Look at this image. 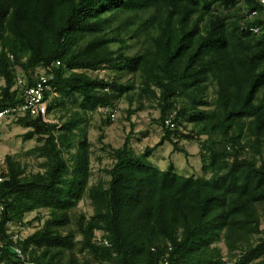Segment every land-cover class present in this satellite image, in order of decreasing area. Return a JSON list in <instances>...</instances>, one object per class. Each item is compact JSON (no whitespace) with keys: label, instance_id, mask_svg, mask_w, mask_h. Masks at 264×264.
Returning <instances> with one entry per match:
<instances>
[{"label":"trees","instance_id":"16d2710c","mask_svg":"<svg viewBox=\"0 0 264 264\" xmlns=\"http://www.w3.org/2000/svg\"><path fill=\"white\" fill-rule=\"evenodd\" d=\"M127 40L138 51L126 54ZM102 68L113 77L88 74ZM41 69L53 74L47 116L65 115L12 120L24 141L36 136L29 154L42 170L28 173L10 155L0 165V264H20L15 249L34 264H226L208 249L220 239L239 250L231 264H264V4L0 0V111L23 103L19 72L28 87ZM122 101L128 121L158 111L159 139L137 153L127 136L108 181L89 183L83 115L99 110L109 123ZM184 141L199 146L200 177L143 162L165 142L188 158ZM84 197L89 218L74 214ZM40 210L42 225L14 241L8 225Z\"/></svg>","mask_w":264,"mask_h":264},{"label":"rangeland","instance_id":"374dc122","mask_svg":"<svg viewBox=\"0 0 264 264\" xmlns=\"http://www.w3.org/2000/svg\"><path fill=\"white\" fill-rule=\"evenodd\" d=\"M126 42L128 45H130V47L124 50L126 54H131L135 51H138L140 47L138 43H135L132 40H127ZM117 47H119L117 44L112 45L113 49H117ZM88 74L99 79H111L114 75V73L108 68H102L95 72H88ZM128 79H131V77L124 76L121 79V82H126ZM132 80H134V78H132ZM1 85H3V82L0 79V86ZM208 97L209 99H212L213 97L211 87L208 89ZM74 107L73 109L76 110ZM134 107L135 104L131 106V109ZM127 109L128 104L125 101L119 102L116 106V116L114 119H111L112 121L109 123L106 122L107 120L99 110L83 115L86 121L82 125L85 127L86 137L88 143L90 144L89 183L108 181L109 178L105 170L109 169L113 163L111 152L114 149L120 148L125 142L127 136H129L130 146L137 153L141 152L146 146H152L158 141L160 128L152 123V120L158 117V111L155 108H146L145 110L132 115L130 121H128L126 120ZM60 115H65V112L55 110L53 113L48 115L47 121H59L58 117ZM14 119L15 117H13L12 120ZM12 120H1L0 160H3L6 155H10L19 161V163L25 167L28 173L36 172L39 169L41 171L42 169L39 167V164L42 159L36 158L31 153L29 154V151H31L35 146L39 145L36 141V136L31 140L24 141L23 134L27 131V129L21 127ZM130 123H134V127L131 131ZM186 127L188 130L189 125L186 124ZM195 142L184 141L180 142L179 144L188 152V158H185V156L181 153L174 152L171 154V143L165 142L143 162L145 164L157 167L160 170H165L169 164H171L173 169L181 175L200 177L202 175L201 164L197 154L199 146ZM66 156L67 155H65V157ZM2 164L0 165L3 167ZM74 214H82L85 218L92 216L93 210L87 198L84 197L77 204ZM37 215L40 217L39 222L34 221V218ZM47 217L48 213L45 210L27 213L23 219L24 225L10 223L8 225L7 232L12 235V239L14 241L18 239H24L36 229H38ZM31 221L33 222L29 224ZM259 228L260 230L264 231V216L260 218ZM95 235L96 238H99L100 232H96ZM76 240H78V237ZM208 249L210 252L214 249H218L220 251L222 260L225 261L226 264H231L230 259H232V256H237L239 254V250L230 251L223 239L211 244ZM77 257H81L79 252L77 253Z\"/></svg>","mask_w":264,"mask_h":264},{"label":"built area","instance_id":"2783aa9c","mask_svg":"<svg viewBox=\"0 0 264 264\" xmlns=\"http://www.w3.org/2000/svg\"><path fill=\"white\" fill-rule=\"evenodd\" d=\"M260 3L264 4V0H259ZM253 33H257V28H251ZM52 73L46 70H39L34 73L35 83L32 86H26L25 78L20 74L17 75L16 84L21 86L22 88V97L23 103L16 107L7 108L0 111V124L3 119H13L24 116V114H28L32 117L41 116L44 122L47 121V103L48 100L44 98L45 91H49L48 82L52 79ZM115 118V114L111 115V119ZM3 163V160H0V164ZM106 245V242H104ZM17 257L20 260V264H34L31 260L25 258L21 251L15 249Z\"/></svg>","mask_w":264,"mask_h":264},{"label":"clouds","instance_id":"9594fccd","mask_svg":"<svg viewBox=\"0 0 264 264\" xmlns=\"http://www.w3.org/2000/svg\"><path fill=\"white\" fill-rule=\"evenodd\" d=\"M105 242V241H104ZM105 245V244H104Z\"/></svg>","mask_w":264,"mask_h":264}]
</instances>
